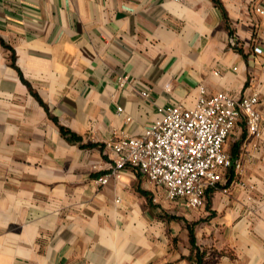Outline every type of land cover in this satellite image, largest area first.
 I'll use <instances>...</instances> for the list:
<instances>
[{"label":"crops","instance_id":"obj_1","mask_svg":"<svg viewBox=\"0 0 264 264\" xmlns=\"http://www.w3.org/2000/svg\"><path fill=\"white\" fill-rule=\"evenodd\" d=\"M217 1L0 0V264H192L157 186L132 167L97 180L110 141L202 86L258 93L261 137L241 116L224 144L234 183L173 204L211 264H264V0Z\"/></svg>","mask_w":264,"mask_h":264},{"label":"built area","instance_id":"obj_2","mask_svg":"<svg viewBox=\"0 0 264 264\" xmlns=\"http://www.w3.org/2000/svg\"><path fill=\"white\" fill-rule=\"evenodd\" d=\"M256 10L264 15V6ZM255 52L259 54L262 49L255 48ZM200 93L193 106L175 103L162 109V118L141 136L124 133L110 141L106 149L113 166L97 183L105 185L121 170L132 167L163 189L167 200L183 201L193 210L204 207L207 194L220 189L225 178L233 184L234 173L242 165L224 150V144L241 116L246 119L249 133L261 137L259 95H208L203 86ZM142 95L149 97L148 90H143Z\"/></svg>","mask_w":264,"mask_h":264},{"label":"rangeland","instance_id":"obj_3","mask_svg":"<svg viewBox=\"0 0 264 264\" xmlns=\"http://www.w3.org/2000/svg\"><path fill=\"white\" fill-rule=\"evenodd\" d=\"M155 195H153V202L158 204L161 211L164 214L166 222V230L170 234L172 233V228L170 225L174 224L175 227L180 225V236L183 239V233L186 231V223L184 222V216L182 215L183 210L178 206L176 207L173 202L166 199L163 189L154 187ZM173 218H178L177 220ZM174 221V222H173Z\"/></svg>","mask_w":264,"mask_h":264},{"label":"trees","instance_id":"obj_4","mask_svg":"<svg viewBox=\"0 0 264 264\" xmlns=\"http://www.w3.org/2000/svg\"><path fill=\"white\" fill-rule=\"evenodd\" d=\"M216 3L222 7V5L220 4L219 1L216 0ZM9 49H11L8 46ZM15 58V56H14ZM62 132L65 135H69V138L71 141H81V138L73 133H71L69 130H66L65 128H61ZM233 177V174H232ZM231 182V180H229V183ZM186 223V228L189 232V241H190V245H191V253L189 256L187 257H183L185 259H187L188 261L192 262V264H211L212 261L207 259L208 257V250L206 249H202L198 243H197V239H196V233H195V225L194 224H189L188 221H185Z\"/></svg>","mask_w":264,"mask_h":264}]
</instances>
